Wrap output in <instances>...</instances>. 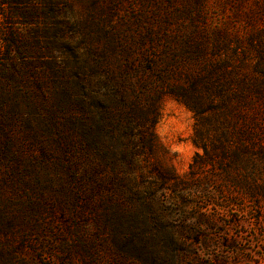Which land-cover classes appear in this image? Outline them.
Listing matches in <instances>:
<instances>
[{
    "label": "rangeland",
    "instance_id": "374dc122",
    "mask_svg": "<svg viewBox=\"0 0 264 264\" xmlns=\"http://www.w3.org/2000/svg\"><path fill=\"white\" fill-rule=\"evenodd\" d=\"M169 8L187 11L175 20L182 37L192 18L204 35L194 38L233 39L228 48L211 41L215 57L234 58L235 41L253 43L264 57V0H0V77L13 70L3 67L12 59L30 78L61 71L66 90L60 99L51 84L42 93L4 85L17 108L0 121V264H264V193L257 204L243 181L224 185L210 165L195 180L188 175L203 151L192 142L193 113L172 98L161 107L153 154L138 161L161 215L128 210L137 204L124 199L112 206L74 178V127L66 122L74 120V74L91 75L99 69L94 57L116 54L106 50L108 39H137ZM7 39L15 50L7 51ZM153 169L176 173L187 186L177 195L157 189ZM257 179L264 182V166Z\"/></svg>",
    "mask_w": 264,
    "mask_h": 264
},
{
    "label": "trees",
    "instance_id": "16d2710c",
    "mask_svg": "<svg viewBox=\"0 0 264 264\" xmlns=\"http://www.w3.org/2000/svg\"><path fill=\"white\" fill-rule=\"evenodd\" d=\"M186 14V10L169 8L150 26H141L137 39H108L106 50L115 48L116 54L94 57L92 62L99 69L91 75L85 71L74 74V120H66L74 127V178L89 189V194L112 206L124 199L126 204H137L128 210L162 214L151 203L156 189L142 183L138 161L149 158L155 150V126L166 98L181 103L194 115L192 142L203 155L197 153L190 165L188 175L193 180L210 165L213 177L221 178L224 185L243 181L254 201L264 193V182L257 179L264 166L262 52L253 43L243 48L241 42L235 41L234 58H217L210 42L228 48L233 39L219 32L212 40L204 37L200 41L198 37L204 35L192 18L191 34L182 37V26L175 20ZM5 43L9 45L7 51L15 50L16 41L7 39ZM11 61L8 59L3 66L13 65L11 73L5 75V69L1 70L0 121L12 116L11 110L17 108H12L9 97L4 95L5 84L19 88L34 85L40 93L51 84V97L64 98L65 78L61 71L31 72L30 78V73ZM78 63H85L83 55ZM43 98L50 104L49 95ZM60 138L71 140L68 135ZM153 170L159 179L157 189L177 195L187 186L185 178L176 173ZM147 187L149 192L145 191ZM208 220V224L212 223L211 218Z\"/></svg>",
    "mask_w": 264,
    "mask_h": 264
}]
</instances>
